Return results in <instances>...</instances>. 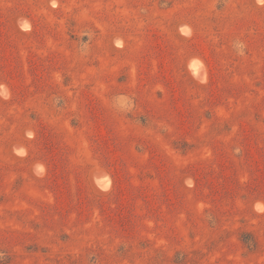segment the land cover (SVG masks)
I'll return each instance as SVG.
<instances>
[{
	"label": "rangeland",
	"instance_id": "obj_1",
	"mask_svg": "<svg viewBox=\"0 0 264 264\" xmlns=\"http://www.w3.org/2000/svg\"><path fill=\"white\" fill-rule=\"evenodd\" d=\"M0 264H264V0H0Z\"/></svg>",
	"mask_w": 264,
	"mask_h": 264
}]
</instances>
